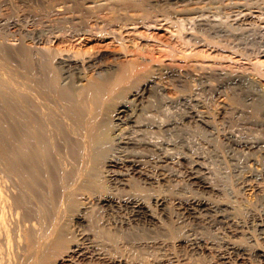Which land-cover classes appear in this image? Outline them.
Masks as SVG:
<instances>
[{
	"label": "bare ground",
	"instance_id": "bare-ground-1",
	"mask_svg": "<svg viewBox=\"0 0 264 264\" xmlns=\"http://www.w3.org/2000/svg\"><path fill=\"white\" fill-rule=\"evenodd\" d=\"M66 1H69V2L72 1V3L78 2L79 4H83V9L88 13L87 14L85 12L88 15V20L91 22L93 21L97 29L100 28L99 31H97V29L95 31H97L98 34L102 36V38L105 39V37H109L108 35H110V33H112L114 30L118 31L119 36L115 35L114 33V35L112 36L113 37L112 39L114 41H118L121 46L122 45L126 46L125 41L128 42V40L132 37V36L123 35L122 33L124 29L126 28L127 25H129V23L133 21V19L131 18H136L139 15L141 16L143 20L144 19L153 20L154 21L153 23L155 25L161 26V27L167 26L173 29L174 26H176V23H178L179 29L176 30L178 32L176 40L177 42L179 41L181 44H186V42L182 39V35H181V30L182 28H184L182 26L184 25V22L188 18L193 19L195 15H203V14L206 15L209 13H219V15H221L220 13L231 14V13L237 12L239 15H242V18H241L242 21L247 20V19L250 20L251 18V19H255L259 23L258 26L264 25V0H63V1H59V3L57 4L58 7L56 6L57 14L63 15V14L70 13L76 10L74 6H76L77 4L75 5L74 3L73 5L72 3L69 4V2L68 4H64V2ZM53 8H54V4H53ZM79 9L81 8L79 7L77 10ZM80 11L82 10H79V12ZM81 15L80 17H82ZM65 16L72 17V15L70 14L69 15L66 14ZM85 16L86 15H84L83 17ZM201 17L199 18L201 19ZM236 17H237V14H236ZM75 18L77 19V17H72L71 21L73 19L74 20L72 22L78 21ZM195 21L197 23V20ZM205 22L206 20L205 21L203 20L204 25H206ZM84 23H85V20L80 19L77 22V24L80 26H77V24L76 26H71L73 27L71 28L73 31V35H82L85 33V30H83V28L86 27V26L83 27ZM219 23L221 24V22ZM218 27L221 28L222 26H218ZM212 28L208 30L209 34H207L208 32L206 33L202 30L205 33V35L204 34H203L204 36L202 35L204 37L203 39L200 38L204 41V42L202 41V43L206 45L207 48H209V50L210 48L214 46H218V48H220L221 46L219 44H222L220 42L224 40L222 39L221 41H219L218 39H215L217 37H215L214 35L210 33L211 31H213L211 30ZM241 28L244 31L245 28L243 29V25L241 26ZM205 29H207V25ZM55 30L57 31V29ZM217 30L216 31L214 30V31L217 32ZM86 31L88 32V29ZM223 33L225 34V32ZM52 34L51 35L48 33L45 35L43 34L42 37L40 38V41L38 40L42 45L41 47L43 48L42 49L43 51L33 50V49L25 50L23 49L24 47L22 49L20 48V51H21L20 54L23 53L25 55L24 56L25 61H23L24 63H22V65L24 64V69H23L24 71H21V72L15 71L14 74H12L11 76L2 75L0 72V164H3L4 167L7 168V170L10 172V174L13 175L14 181H13V184L11 183L10 184L11 185L15 184L14 186L16 187L15 189H13L15 190V193H12V195H10L12 197V201L11 203H9L10 197L8 194L10 193V191L8 193L6 191L7 187L4 186L6 188L4 190V187L2 188V186L0 185V264H80V263H77L78 261L76 259L79 256H82L85 258L88 255H91L92 257L97 258V260H99V262L97 261L98 264H122V263L124 264V262H127L126 261L127 258L123 256V254L125 252L124 250L128 248L127 247L128 244L127 245L125 244V247L127 248H124V246L121 245L122 249L124 248L123 250L124 252L121 251V253L119 254H110L107 251H104V249L105 250L112 249L111 245H110L111 247H108L107 245H106L107 247H105L104 245L102 247H96V249H93L87 246L79 238H75V236H77L78 234L73 235L72 233L73 231L70 225V218H69L70 216L68 215L69 214L68 212L69 210L76 211L78 207H81L80 206L81 204L84 205L85 202L89 201V199L92 200V198H96L98 201H104V202L106 201V202H111V203L113 202L117 204H120V203L126 204L127 206H129V208L132 209L133 213L138 218L150 219L151 221L155 222L157 220L156 212L154 213L155 210H153L152 208L153 206L148 201L149 199L147 200L148 196H146V193H145V191L148 189L147 187V189L145 190L146 188L145 186L148 183L147 184L145 183V186H143L144 183L142 184L138 182L136 183L134 179L129 177V175L131 174H132L131 177H133V174H140L139 176L141 177L144 175V176H147V178L152 177V176L147 175L146 173L147 171L145 172V170L142 167L143 165L141 166L140 162L135 160V158L126 159L125 157H123L122 159L121 157L120 159L118 155L116 156L117 153L119 154V152L122 151L123 147L126 148L127 146V148L124 149L123 151L125 154V150L128 149V145H133L134 147L135 146L140 147L141 145L142 147L148 146L147 148H149V144L150 145L152 144L153 146L154 141H155L153 140V137H155L156 135L152 132L150 134L153 136V137L151 136L152 137L151 139V137H149L150 135L148 137L147 136L145 137L144 132L145 130L150 129V125L151 126L152 124L154 125L155 120L153 119L155 118L151 116L153 118V119L151 118L153 122H151V119L149 122V118L146 119V117H148L147 112H145L146 113L145 115H147L145 117L144 111L142 109V111L140 112L143 113V115L142 114L140 115L138 110L136 111V108H135L136 106L134 108L130 106V99H128L126 96L130 94L129 96L131 97L133 96L132 99L134 100L141 99L142 97H144L147 91H151L150 93H155L156 97L159 100L157 101L160 102L161 106L163 105V103L164 104L168 103L171 105V109H173L172 105H174V103L178 104L177 102H180V104L181 102L186 103V104L187 103L189 104L190 102H192L193 104V101H194L195 104H197L196 101H198V98L183 92V90L179 87V83H180L179 80H181L182 76L179 78V75H177V72L175 73L172 69L171 70L167 69L168 70L167 72H163L162 74H157V75L156 74L155 75L145 74L143 73L144 71L143 68L147 66H144L143 62L140 60L139 55L135 54L133 56H129L128 54H126L127 52L116 55L113 58V61H111L112 59L110 60V63L107 60H106L107 62L104 61L106 57L103 60L102 57H100L98 54H94V55L91 54L90 56L83 57L82 59L77 58L79 56L75 55V58H74L71 55H66L63 53L65 51L64 50L65 48L58 49V47L57 48L54 47L53 45L54 37L52 36ZM55 34H58V33H55ZM259 35H262V33H259ZM217 36H218V33H217ZM256 39L257 37H255V40ZM237 40L239 41V38ZM200 41H198V43ZM261 41L262 40H260V42ZM258 45H255V46H258ZM125 46L123 47L125 48ZM224 48L225 47L221 49L223 53L225 52V50L227 52V49L229 51L233 47L232 48L229 47L230 49L225 48V50ZM2 51L3 50L0 48V52ZM9 52L11 51L9 50ZM219 52L218 54H220ZM258 52H264V43L261 44V47L259 48ZM230 53L231 51L226 53V57L230 59V61L227 58H226L227 60L223 59L224 58L223 57L222 59L220 58L221 62L220 61L217 62L215 60L213 61V58H212L213 62L212 61L205 62L207 58L205 59V61H203L202 59L201 62L199 60H197L198 62L192 61L194 59L192 58L193 56H191V54L187 56L186 54L188 59H189V56L192 59L191 61L186 60V62L188 61L187 66L189 65L191 69L192 67L193 68L195 67L196 70L197 69L200 70V72H203L205 75L207 74L210 77L212 76V77L218 78V83L220 82V86L222 85L223 81L225 82L229 81V82H232L234 85H236L237 88H239L238 91L242 90L241 91L242 93H245L243 91H246V93L247 92L253 93L252 89H250V86L247 83L248 81L247 77L248 76L250 77V75L252 76L255 75L256 77H260V78L262 76L264 77V68H261L262 66L261 67L255 66L254 63L249 64L248 60H250V58H245V59H248L246 60L248 61V63L240 61L243 58L242 55L244 53L240 54L239 52L234 51L232 52L234 53V56ZM81 54L83 55L84 52L80 51L79 55L81 56ZM222 55H218V56H222ZM222 60H226V61L222 62ZM261 65H264V64H261ZM20 70H21V67H20ZM145 72H149V71H145ZM167 77L170 78V82L168 81L169 79L167 80L168 83L165 81ZM260 78H257V79H259L260 81ZM228 84L230 83L227 82V86ZM217 86L218 88H220L219 85ZM236 86H234V89ZM213 87L214 86L210 87L209 85V88L207 87V90L214 89V91L213 90L212 91L210 90V91L217 92L218 88L217 87L213 88ZM194 92H196V90ZM257 93L258 91L253 93L254 97L251 95L253 97L252 102L254 106H257L258 108H260L264 105L263 104L264 100H263V97L258 95ZM225 98H228V101L230 102L231 99L229 100V96ZM151 100H148V102H151ZM221 100L225 101L224 97L223 98L221 97L220 101ZM232 102L235 103L236 99L233 100L232 98ZM143 104L144 103H142V105ZM261 104L263 105L261 106ZM146 105H148V103ZM150 105L153 107H156L157 105L159 106V103L156 106L152 105V103ZM153 107H152V110H153ZM167 107L170 108V106L168 105ZM148 112H150V110ZM156 113H158V111ZM140 116L141 117L143 116L142 119L140 118ZM171 118H172V115H171ZM144 120H148V121H144ZM166 120H165V123L163 124L165 126V129L168 131L169 129L171 130V128H173L171 124H173L174 122H171L172 119L167 120V121ZM160 122H158V125L156 123V126H158L159 130L160 129L163 130L164 128L160 127L161 126ZM148 126L149 128L147 129L146 127ZM151 129L154 130V132L155 130H158V129H155L154 126ZM140 134L143 137L139 138ZM145 134L148 135L146 132ZM154 139H157L159 142L160 138L159 139L154 138ZM239 141H242V140H239ZM167 144L168 143H166V146ZM256 144L250 143V144H245V145H249L250 147L253 146L254 148ZM153 148L155 147L153 146ZM133 150H132V153L134 152ZM136 150H137V147H136ZM167 150L168 148L166 149V151ZM127 151H129V149ZM154 151L156 152V150ZM148 154H150V152H148ZM127 157H130V156H127ZM162 157L165 158L164 156ZM125 165L127 166L125 167ZM142 178H140V180ZM145 181H148V180H145ZM211 184L212 183L207 182L204 184V186L207 188H211ZM114 185L116 186V189L117 187L125 189L126 186L127 188L130 186L129 188L132 189V192H126V193L123 192L124 194H121V195L117 194L118 196H116L114 194H111V191H109L111 187L112 188L115 187ZM159 195L154 197V202H156V204L157 203L163 204L165 199L163 200V198ZM211 200L209 201V200H203V199H194V200H191L189 203L187 202L188 206L186 207L190 208L195 213L197 212L200 213L202 211H206V212L212 211L216 207H218V205L215 202H212L214 199L212 201ZM10 205L12 206L15 205L18 209L22 208V210L19 209L22 212H20L16 208L17 209L16 213H19L21 215L20 217L18 216L19 219L16 218V220L18 219V224L17 222L14 223V221H12L14 223L12 225V223L9 222L10 219L7 217L8 216L7 212L9 210L7 211V207ZM9 209L11 210V206ZM95 209H93V211ZM11 214L13 215V213ZM94 215L92 214L91 216L90 215L89 216L91 218V222L93 221L96 224L97 223L96 221L98 219L95 216H97V214L95 216ZM209 215L210 213L208 214V216ZM72 223H73V220H72ZM15 224H17L18 226L15 227ZM259 224L264 226V218L261 219V222ZM164 225L165 224H163V226ZM97 227L99 226L97 225ZM106 228L107 227H105V229ZM169 228H170V225H169ZM97 229H100V228H97ZM103 229H101L102 230L101 232L98 231V234L103 233L104 236L107 235L109 237V242L111 239V240H114V242L116 243V237L118 234L116 236L114 235L115 238L113 239V235L111 234V231L110 233H108L107 231H105V229L104 230ZM175 229L176 228H174V230ZM163 230L165 232V229ZM87 236L89 235L87 234ZM258 237L260 236L258 235ZM89 238H91V236ZM118 240H119V237L117 241ZM118 243L119 242H117V244L115 245L113 243V245L117 247ZM166 245H168V243ZM159 246L161 247V245ZM236 246L232 245L230 247V250L231 249H234L235 251L239 250L238 249L239 247L237 248ZM117 248L119 249L120 247H117ZM122 249L120 248L119 250H122ZM260 256L264 257V251L260 252ZM177 258H179V256ZM223 258L225 259V262L229 264H241V262H239L238 259L237 261L235 260L231 261L228 255L227 256L223 255ZM172 260H173L172 257H170L169 255V258L167 257L161 263L162 264H174V261Z\"/></svg>",
	"mask_w": 264,
	"mask_h": 264
},
{
	"label": "rangeland",
	"instance_id": "rangeland-1",
	"mask_svg": "<svg viewBox=\"0 0 264 264\" xmlns=\"http://www.w3.org/2000/svg\"><path fill=\"white\" fill-rule=\"evenodd\" d=\"M59 1H63V0H59ZM59 1L58 0H0V48L3 50L2 52H0V72L2 75L11 76L12 74H14L15 71H20V72L24 71L23 70L24 64L22 65V63H24L23 61H25V57H24L25 55L23 53L20 54L21 52L20 48L22 49L24 47L23 49L25 50L33 49V50L43 51L42 50L43 48L41 47L42 45L39 42L40 38L42 37L43 34L45 35L48 33L51 35L52 33H54L52 34V36L54 37L53 40L54 47L55 48L58 47V49L65 48L64 49L65 51L63 50L64 51L63 53L66 55H71L74 58L75 55L79 56V57L76 56L77 58L82 59L83 57H88L91 54L92 55L98 54L100 57H102L103 60L106 57L104 61L107 60L110 63V60L112 59L111 61H113V58L116 55L127 52L126 54H128L129 56H133L135 54L139 55L140 60L143 62L144 66H147L143 68L144 70L143 73L145 74L157 75L172 69L175 73L177 72L179 78L182 76L181 80H179L180 82L179 87L183 90V92L198 98V101L200 99L199 102L196 101L197 104H195L194 101L193 104L192 102H190L189 104L183 102H181V104L180 102H177L178 104L174 103L175 106L172 105L173 109H171V105L168 103L167 104L163 103L164 106L163 105L161 106L160 102H158L159 100L156 97L155 93H150L151 91H147V93H145L144 97H142L141 99L134 100L132 99L133 96L132 97L129 96L130 94L126 96L128 99H130V106L133 108L136 106L135 107L136 111L138 110L140 115L141 114L143 115V113L140 112L142 111V109L144 111V115L146 114L145 112H147L148 117H146L147 115H145V117L146 119L149 118V122L152 117L155 118V119L152 118L156 122L154 121V125L153 124L152 126L150 125V129L153 128V126L155 129H158L156 123L158 125V122L160 121H161L160 127L164 128L163 130L162 129L155 130V132L152 129H151L152 131L150 129L145 130V132L148 135H146L144 132L145 137L146 136L148 137L152 132L157 136L156 137L154 134L153 135L155 137H153L152 135L149 136V137L152 136L153 140L156 141V142L154 141L153 144V146L156 149L153 148L152 144L151 145L149 144V148H147L148 146L146 147L145 145L143 146H145L146 148L142 147V145L140 147L139 146L134 147L133 145H128V149L130 152L127 151L128 149L125 150V154L128 153L127 155H125L123 152L124 149L127 148V146L126 148L123 147L121 151L122 153L119 152V154L118 153L116 154V156L118 155L120 159L121 157L122 159L123 157H125L126 159L135 158V160L140 162L141 166L143 165L142 167L145 170V172L147 171L146 172L147 175L152 176L147 178V176L143 175L142 177L145 180H148L145 181L141 176H139L140 174H133V177H131L132 174L129 175V177L134 179L136 183L137 182L140 184L144 183L143 186H145V183L146 184L148 183L145 186L146 187L145 190L148 187L145 193L146 196H148L147 200L149 199L148 201L153 206L152 207L153 210H155L154 213L156 212L157 216L156 215L155 216L157 220L153 222L150 219L138 218L133 213L132 209L129 208V206H127L126 204L98 201L96 198H92V200L94 201L89 199V201L85 202L84 205L81 204L80 205L81 207H78L76 209L77 212L75 210L74 211L69 210L68 212L69 213L68 215L70 216L69 218H70L71 229L73 231L72 233L73 235L78 234L77 236H75V238H79L87 246L93 249L105 245V247L112 246L111 248L114 250V248L116 247L114 245L117 244V242H119L118 245L120 244L119 246L117 245V247H120L121 249H122L121 245L124 246V248L128 247L127 249L131 247L132 249L130 248L129 250L127 249L124 250V248L122 250H119L120 248L118 249L116 247L118 249L117 250L115 248L114 251L117 250L116 252H114L112 249L109 250L104 249V251H107L110 254H119L123 250L125 252L127 251L126 254L124 251H123L124 254L122 252L123 256L127 258L126 259L127 262H124V264L126 263L127 264H135V263L162 264L161 262L167 257L169 258V255L170 257H172L173 259L172 261H174V264H229L225 262L223 255L225 256L228 255L231 261L234 260L237 261L238 259L239 262H241V264H264V257L260 256V252L264 251V236H263L264 226L259 224L261 222V219L264 218V170H263L264 155H262L264 154V105H263L264 103L261 104V106L263 105L262 106L263 108L260 106H259L260 108H258L257 106H254L252 102V99L254 97L253 93L257 91H258L257 94L262 96L264 100V77L262 76L263 78L262 77L260 78V77H256L255 75H253L254 77L252 75H250V77L248 76L249 78L247 77V80L250 83L248 81L247 83L249 84L250 89H252L253 93L252 92L246 93V91H243L245 93H242L241 92L242 90H239L241 92L240 93L238 91L239 88H237V86L234 85L232 82L223 81V83L221 82L222 85L220 86V82L218 83V78L211 76L213 78L212 79L209 75L206 74L207 75L206 76L203 72H200V70L198 69L196 70L195 67L194 68L192 67L191 69L189 65L187 66V62L192 60L190 56L189 59L187 58L189 54H191V56H193L192 58H194L192 61L199 60L201 62L202 59L203 61H205V59L207 58L205 62L207 61L211 62L213 58V61L215 60L217 62L219 61L221 62L220 58L221 59L223 57H224L223 59L227 58L226 57L227 52L231 51L230 54L234 56V53L232 52L235 51V52H239L240 54L241 53L245 54V55L243 54L244 56L242 55L243 58L241 57L242 59L240 61L246 63H248L249 61V64L254 63L255 66H259V67L262 66L261 68H264L263 67L264 65H261L264 64V54H263L264 52H258L259 48L261 47V44L264 43V37H263L264 25L258 26L259 23L255 19H251V18L250 20L247 19L242 21L241 19L242 15H239L237 12L231 14L220 13L221 15H219V13L195 15L193 19L188 18L184 22L185 26L184 25L182 26L184 28L181 27L182 39L186 42L187 45L189 44L191 46L190 47L189 45L187 46L186 44H181L179 41L177 42L176 39L178 32L176 30L179 29L178 23H176V26H174L173 29L167 26L161 27L155 25L153 23L154 22L153 20L150 19L143 20L139 15L136 18H131L133 19V21L129 23V25H127L126 28L124 29L122 34L125 36H132V37L128 40V42L125 41L126 46L125 45L121 46L118 41H114L112 39L114 33L115 35L119 36L118 31L114 30L112 33H110V35H108L109 37H105V39L102 38V36L99 35L97 32L100 30V28L97 29L95 23L93 21L91 22L88 20V15H87L88 13L83 9V4H79L78 2L72 3V1L70 2L66 1L64 2V4H68V2L69 4L72 3L73 5L74 3L75 5L77 4L76 6H74L76 8L75 11L66 14L72 15V17H77V19L76 18L75 19L78 21L80 19L85 20V23L83 24L84 25L83 27L86 26L85 28H83V30H85V33L82 35H73V31L71 29L73 27L71 26H76L78 21H75L76 23L72 22L74 19L71 21L72 19L71 16H69L70 17L69 18L68 16H65L66 14H63L64 16L61 14L62 15L61 16L60 14L56 13L57 11L56 8L58 7L57 4L59 3ZM53 4H54V8H53ZM77 7L78 8L80 7L81 9L79 10H82L83 12L82 11L79 12V10H77L78 9ZM80 15L82 17H80ZM84 15H86L85 17L87 18L83 17ZM238 16L241 17L239 18ZM199 17H201V19ZM195 20H197V23ZM203 20L204 21L206 20L205 23L207 25V29H205L206 25L203 24ZM219 22H221V24ZM78 24L77 26H80ZM242 25H243V29L245 28L244 31L241 28ZM212 26L214 29L212 28ZM218 26H222V27L219 28ZM210 28H212L211 30H213V31L210 30L211 31L210 33L215 37H217L215 39H218L219 41L224 39L222 40V42H220L222 44H219L221 47L223 46L225 48H229V47L231 48L233 47V48L232 49L229 48L230 49L229 51L227 49V52L224 48L226 53L222 52L221 49H223V47L221 48L220 46H219L220 48H218V46H214L209 50V48H207V46L202 43L203 41L202 39L204 38L203 36L205 35L204 32L207 33ZM55 29H57V31ZM87 29L88 32L86 31ZM96 29L97 31H95ZM214 30L215 31L217 30V32H215ZM223 32H225V34ZM259 33H262V35H259ZM207 34H209V32ZM235 34L236 36L238 35L239 37L237 36L236 38ZM254 36L257 37L256 40ZM238 38L239 41L237 40ZM260 40L262 41L260 42ZM198 41L200 42L198 43ZM123 46H125V48ZM4 47L5 49L7 48L6 51ZM9 50L11 52H9ZM218 50L221 52H219ZM80 51L84 52L83 54L84 56L82 54L81 56L79 55ZM218 52L220 54H218ZM218 55H222V56H218ZM245 58H250V60ZM186 60L188 61L186 62ZM226 60H222V62ZM228 60L230 61V59ZM145 71H149L151 73ZM208 76L210 77V79ZM257 78H260V81ZM167 80L170 82V78L167 77L165 79V81L168 83ZM227 82L230 83L228 84V86H227ZM209 85L210 87L214 86L213 88L215 87L218 88L217 85H219L220 88H218L217 92L215 91L216 93L211 92L212 90L214 91V89L207 90V87L209 88ZM234 86H236L235 89ZM204 87L206 90L204 89ZM253 89L255 90V92ZM195 90L197 93L194 92ZM227 96H229V100L231 99L230 102L228 101V98H225ZM230 96L233 98V100L236 99L237 103L236 102L233 103L232 98ZM221 97L222 98L224 97L225 101L224 100L220 101ZM148 100H151V102H148ZM156 101L159 103V106L157 105L158 103ZM142 103H144L143 104L144 106L142 105ZM147 103L148 105H146ZM151 103L152 105L154 106L157 105V106L153 107L150 105ZM167 105L170 106V108L167 107ZM139 106L142 107L140 108ZM147 110L148 111L150 110V112H148ZM156 110L158 111V113H156L157 112ZM170 114L172 115V118ZM142 117L140 116L141 119ZM164 117L165 118L167 117L166 118L167 120L172 119L171 122H174L173 124H171L173 128H171L170 126L171 130L169 129L167 131L165 129L163 123H165L166 119ZM152 119L151 122H153ZM144 121H148V120H144ZM146 128L148 129L149 126ZM141 137L143 136L140 134L139 138ZM154 138H158V139L160 138L159 142L161 143H159L158 140ZM166 143H168L167 146ZM250 143H254V144L257 143V144L256 146H254V148L253 146L250 147L249 145H245ZM132 147L133 149L134 148L135 149L133 150ZM166 147L168 148L167 151L169 152L166 151L167 149ZM132 150L134 151L133 153L135 154L132 153ZM154 150H156V152ZM147 151L150 152V154H148ZM164 154L167 156H165ZM161 155L164 156L165 158H163ZM256 159L258 162L256 161ZM164 161L166 164L164 163ZM126 166L127 165H125V167ZM0 169H1L0 182L2 183V184L0 183V185L2 186V188L4 186L7 187V189L4 187V190L6 189L8 193L10 191L8 195L10 197L9 203H11L12 197L10 195H12V193H15V190L13 189L16 188L14 186L15 184L11 185L13 184L14 177L12 174H10L7 168L4 167L3 164H0ZM140 178L142 179L140 180ZM204 182L212 183L211 188L205 187ZM129 187L127 188L126 186L125 189L117 187V189H119L117 190L115 186L114 188L111 187L109 191H111V194L118 196L117 194L121 195L126 192H132V189ZM158 195L161 196L163 200L165 199L163 204L162 203L156 204V202H154V197ZM211 198L212 200L213 199L214 200L212 201ZM194 199H203L209 201L211 200L212 202H215L218 205V207H216L212 211H207V212L202 211L200 213L198 212L195 213L190 208L186 207L188 206V203ZM10 206H11V210L9 209ZM10 206L7 207V211L9 210L7 212L8 215L7 217L10 219L9 222L12 223V225L16 222L18 224V219H19L18 216L19 217L21 216L19 213H16L18 208L15 205L13 206L10 205ZM19 209L22 210V208ZM93 209H95L94 210L95 212L93 211ZM208 212L210 213L209 216H208L209 214ZM11 213H13V215ZM92 214L93 215L97 214V216L95 215L94 216L97 217L100 223L97 219H96L97 220L96 224L93 221H92L93 223L91 222L90 216ZM16 218L18 219L16 220ZM71 219L73 220V223ZM12 221H14V223ZM17 224H15V227L18 226ZM163 224L165 225L163 226ZM97 225L99 227H97ZM169 225L171 229L169 228ZM72 226L73 227L76 226V227L73 228ZM104 226L109 229L107 228L105 229ZM103 227L105 231H107L108 233H110L111 231V234L113 235V239L118 234L116 237V243L114 242V240L111 239L109 242V237L107 235L104 236L103 233L98 234V231L101 232L102 231L101 229H103ZM174 228L176 229L174 230ZM163 229H165L166 233L164 232ZM160 231H162L163 233ZM87 234L89 236H87ZM258 235L260 237H258ZM90 236L91 238H89ZM118 237L119 240L117 241ZM105 238L108 240V242ZM167 243L168 245H166ZM125 244L126 245L130 244V245L129 246L127 245V247H125ZM159 245H161V247ZM232 245L234 246L237 245L236 247L237 248L239 247L238 248L239 250L236 251L234 249L230 250V247ZM176 256L177 257L179 256V258H177ZM76 260L78 261L77 263L80 264H84L85 261H86L85 264H93V263L98 264L99 262L97 258L92 257L91 255H88L85 258L79 256Z\"/></svg>",
	"mask_w": 264,
	"mask_h": 264
}]
</instances>
